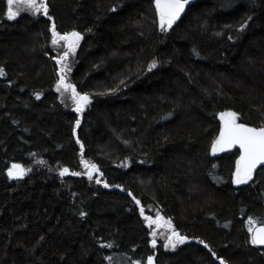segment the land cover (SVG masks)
Segmentation results:
<instances>
[{
	"label": "trees",
	"instance_id": "trees-1",
	"mask_svg": "<svg viewBox=\"0 0 264 264\" xmlns=\"http://www.w3.org/2000/svg\"><path fill=\"white\" fill-rule=\"evenodd\" d=\"M45 4L9 19L0 0V264H264V166L236 184L240 150L210 151L223 112L264 128V0H190L166 31L155 0ZM53 26L81 35L79 112L55 89ZM141 208L191 241L153 245Z\"/></svg>",
	"mask_w": 264,
	"mask_h": 264
},
{
	"label": "snow or ice",
	"instance_id": "snow-or-ice-1",
	"mask_svg": "<svg viewBox=\"0 0 264 264\" xmlns=\"http://www.w3.org/2000/svg\"><path fill=\"white\" fill-rule=\"evenodd\" d=\"M24 2L27 4L28 7L34 8L36 11H40L41 8L43 9V12L45 15H47V5L43 2L41 5L37 6L35 0H8L9 4V12H8V18L14 19L18 15V11L14 12L12 10V5L14 3H21ZM189 2V0H155L156 8L160 16V27L162 31H166L168 28L172 26L175 20H177L180 16V14L183 12L185 5ZM243 27V25L241 26ZM53 44L59 43L60 40L69 41L68 47L70 51L75 50V44L78 43L80 39V34L73 32L71 34L66 35H60L59 33H56L55 26H53ZM74 38V39H70ZM68 53L64 54V57L61 59H66ZM156 65L153 64L150 67H155ZM4 75V72L2 69H0V76ZM61 86L67 89L70 87L69 85L64 84V77H61V80L59 82ZM59 90V88L57 89ZM74 95H75V89H72ZM80 100L87 103L88 97L87 95L81 96ZM81 108H77V111H80ZM227 115L231 117L230 122H226V128L224 131L221 132L220 138L213 143L212 149L213 152L219 150L218 145L228 143L229 145L239 143L241 149L244 150V155L241 157L242 161L248 162V167L245 173V179L250 178L251 170L256 167L258 163H264V128H249L242 124H235L236 114L235 113H226L221 114V119H224V116ZM79 121H77V124ZM87 167L88 165L85 164ZM14 169H19V165H13ZM91 168L95 170L96 166L91 165ZM68 172V169H64L61 172V175H64ZM23 170L21 169L18 173H13L12 171L9 172L10 176L13 175H22ZM74 175H80V173H73ZM89 178L91 179V175L89 174ZM100 181L97 180V183ZM237 184L245 182V180H242L240 178V170L238 168L237 171V179L235 181ZM139 203V202H137ZM141 214H143V209H141ZM146 219L150 223H156V221H153L151 217H146ZM162 219L161 217H157V220ZM173 235L176 237L175 241L173 242L172 237L168 238V244L165 246H171L175 247L176 244L184 243L185 237H181L178 233H173ZM252 243L253 244H259L264 245V227L258 229V234L253 235L252 237ZM153 244H155V241H153ZM149 264H151V257H149ZM221 264H225L223 260H221Z\"/></svg>",
	"mask_w": 264,
	"mask_h": 264
},
{
	"label": "rangeland",
	"instance_id": "rangeland-1",
	"mask_svg": "<svg viewBox=\"0 0 264 264\" xmlns=\"http://www.w3.org/2000/svg\"><path fill=\"white\" fill-rule=\"evenodd\" d=\"M35 2H36L37 6L41 5L42 2L45 4V0H35ZM12 10L14 12L18 11V15L17 16H19V14H21V13H27V14H42V13H44L42 8H41L40 11H36L34 8L28 7L27 4L24 3V2L14 3L12 5ZM6 11H7L6 16L8 18V12H9L8 0H6ZM159 24H160V17H159ZM71 33H73V32L66 33V34H71ZM76 33H79V32H76ZM70 39H74V38H70ZM52 40H53V37H52ZM80 40H81V35H80V39H79L78 43L75 44V50L74 51H70L69 50V47H68L69 41L60 40L59 43H57V44H53L52 41H51V44L53 46L54 55H56L55 60L57 62V66H59V69H58V78L59 79L56 82L55 89L57 90L59 88V90H57V92H58L60 101H62L63 104L67 108L70 107L72 110H75V111H77V108L79 107V104H78L79 100H78L77 94L75 93V95H74V93H73V91L71 89V85H70L71 81H70V77H68V75H69L68 73L70 72L71 64L73 62V58H74V55H75L74 53H75V51H76V49H77V47L79 45ZM65 53H68V55H67L66 59L62 60L61 58L64 57ZM62 76L64 77V84L70 86L67 89V91L65 90V88L63 86H61L59 84ZM230 112L231 111H229V112L226 111V112H223V114L230 113ZM225 118H228V119L231 120V117H229L227 115L224 116V119ZM235 122H238L237 116H236ZM210 151H211L212 154L219 153L218 150L213 152L212 147H211ZM38 161H39V159H36V160H34L33 164H29V165H25V166L19 165L20 166L19 169H14L13 165H12V166H10L8 168L7 171H8V173L10 171H12L13 173H18L22 169L23 170V174L22 175H13V176H11L13 178L14 177H21L22 178V177H25V175L28 174L30 171H32L34 165L36 166L37 164H39ZM85 164H87L88 166L86 167ZM85 164H82V167H81L82 168V172H80V174H82V175L84 174L88 179H90L89 178V174H90L91 177H92L91 179L94 182H97V180H99L100 183L103 184L104 181H103V179H101L98 167L95 164H91V163H85ZM14 165H18V164H14ZM91 165H95L96 166L95 170L91 168ZM49 170H51V169L49 168ZM60 171H62V170H60ZM236 179H237V170L235 171L234 182L236 181ZM158 216L161 217L162 219L157 220ZM142 217H143L144 223L149 228V234L151 236L152 244H153V241H155V244L156 243H161L162 245H164L165 249H171V250L176 248L177 245H179V244H176V246L174 248L171 247V246H167V247L165 246L166 244H168V238L169 237H172L173 242L175 241L176 237L174 235H171L172 231H174V228H173L172 224L167 219H164L162 217V215L160 214V212L155 211L154 208L153 209L148 208V209H146V211L143 208ZM146 217H151L153 221H156V223H150L146 219ZM256 224L253 222V223H251L249 225L250 234H251L253 228L256 226Z\"/></svg>",
	"mask_w": 264,
	"mask_h": 264
},
{
	"label": "water",
	"instance_id": "water-1",
	"mask_svg": "<svg viewBox=\"0 0 264 264\" xmlns=\"http://www.w3.org/2000/svg\"><path fill=\"white\" fill-rule=\"evenodd\" d=\"M190 1V0H189ZM155 5H156V3H155ZM186 6H187V4L185 5V7H184V10H185V8H186ZM183 10V11H184ZM159 14V13H158ZM182 14V13H181ZM71 89H72V87H71ZM80 97H81V95H79L78 96V104L81 106V100H80ZM231 120L230 119H228V118H225L224 120H223V122H222V124H221V129H220V131H219V133H218V136H217V138H216V141L220 138V136H221V132L222 131H224L225 130V128H226V122H230ZM235 124H237V125H239V124H242V125H244V126H246V127H249V128H256V129H259V127H255V126H250V125H248V124H246V123H244V122H235ZM232 146H235V147H237L239 150H240V155H239V157L237 158V171H238V168H239V170H240V178L242 179V180H244L245 179V173H246V170H247V167H248V162L247 161H242L241 160V157L244 155V150L243 149H241V147H240V145H239V143H235V144H231V145H229L228 143H224V144H221V145H218V149L219 150H227V149H230V147H232ZM218 150V151H219ZM260 166H264V163H258L257 165H256V167L255 168H253L252 170H251V174L253 173V171L257 168V167H260ZM262 227H264V225L263 224H256V226L253 228V230H252V232H251V240H252V237H253V235H257L258 234V229H260V228H262ZM181 237H185V236H182L181 235ZM186 238V237H185ZM185 241H186V239H185ZM184 241V242H185ZM191 240H188V241H186V242H190ZM195 243H198V241H194ZM256 246L257 245H259V244H255ZM259 246H264V245H259Z\"/></svg>",
	"mask_w": 264,
	"mask_h": 264
},
{
	"label": "flooded vegetation",
	"instance_id": "flooded-vegetation-1",
	"mask_svg": "<svg viewBox=\"0 0 264 264\" xmlns=\"http://www.w3.org/2000/svg\"><path fill=\"white\" fill-rule=\"evenodd\" d=\"M171 235H173V232L171 233Z\"/></svg>",
	"mask_w": 264,
	"mask_h": 264
}]
</instances>
